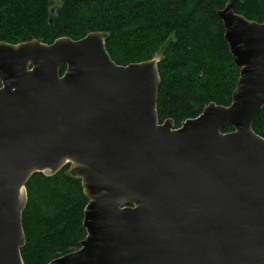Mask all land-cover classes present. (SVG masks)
I'll use <instances>...</instances> for the list:
<instances>
[{
  "label": "water",
  "instance_id": "1",
  "mask_svg": "<svg viewBox=\"0 0 264 264\" xmlns=\"http://www.w3.org/2000/svg\"><path fill=\"white\" fill-rule=\"evenodd\" d=\"M240 1L218 12L240 71L232 103L180 128L159 122L164 47L119 66L99 32L0 44V264H24L30 179L67 165L87 235L50 264H264V23Z\"/></svg>",
  "mask_w": 264,
  "mask_h": 264
},
{
  "label": "trees",
  "instance_id": "2",
  "mask_svg": "<svg viewBox=\"0 0 264 264\" xmlns=\"http://www.w3.org/2000/svg\"><path fill=\"white\" fill-rule=\"evenodd\" d=\"M228 0H0V44L107 35L106 48L119 66L152 60L165 48L159 64V122L180 128L210 104L228 107L240 71L225 41L218 12ZM236 13L264 23V0H243ZM62 67L60 75L65 73ZM2 84L0 82V88ZM264 139V109L253 124ZM228 126L224 133L232 132ZM23 213L24 264H50L78 251L86 238L88 205L82 181L67 165L58 174H35L27 184Z\"/></svg>",
  "mask_w": 264,
  "mask_h": 264
},
{
  "label": "rangeland",
  "instance_id": "3",
  "mask_svg": "<svg viewBox=\"0 0 264 264\" xmlns=\"http://www.w3.org/2000/svg\"><path fill=\"white\" fill-rule=\"evenodd\" d=\"M70 174H71V171H70ZM72 175V174H71Z\"/></svg>",
  "mask_w": 264,
  "mask_h": 264
}]
</instances>
